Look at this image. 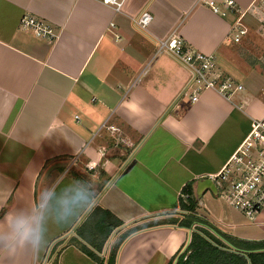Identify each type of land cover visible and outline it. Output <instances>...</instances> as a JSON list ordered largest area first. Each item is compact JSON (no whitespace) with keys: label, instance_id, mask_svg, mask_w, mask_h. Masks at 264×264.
<instances>
[{"label":"crops","instance_id":"1","mask_svg":"<svg viewBox=\"0 0 264 264\" xmlns=\"http://www.w3.org/2000/svg\"><path fill=\"white\" fill-rule=\"evenodd\" d=\"M235 2L246 9L239 42L237 16L203 0H125L119 11L98 0H0V264H102L116 244V264H204L190 257L197 226L220 239L212 245L242 256L248 250L233 241L264 242V211L250 223L262 232L251 229L241 212L219 214L209 196L206 203L211 191L194 213L206 223H164L181 216V190L198 199L199 180L264 118V0ZM144 9L154 18L140 29L134 20ZM27 13L57 37L21 28ZM173 31L214 55L244 90L180 97L188 69L157 54V39ZM96 208L121 223L90 226ZM17 218L35 227L37 242L19 236Z\"/></svg>","mask_w":264,"mask_h":264},{"label":"built area","instance_id":"2","mask_svg":"<svg viewBox=\"0 0 264 264\" xmlns=\"http://www.w3.org/2000/svg\"><path fill=\"white\" fill-rule=\"evenodd\" d=\"M113 6L119 11L125 0H98ZM215 13L225 16L228 12L237 16L233 37L239 42L246 30L240 28V19L246 9L235 0H203ZM153 14L144 9L134 20L140 29H147L153 21ZM21 28L31 31L36 37L53 41L57 37L54 26L44 19L32 14H24L20 21ZM165 52L173 55L189 71V80L180 93V97L198 100L202 91L217 89L231 98L235 93L244 90L242 83L227 76L216 64L214 55L200 52L187 45L178 32H171L166 38L157 39V54ZM78 156L71 160L78 162ZM90 164H88V167ZM216 187L215 196L239 212L252 222L259 223L258 218L264 211V118L253 119L251 129L231 158L215 174L208 176ZM196 196L183 188L180 192L182 204H189ZM197 199V198H196ZM201 204L202 201L198 199ZM205 221V220H204Z\"/></svg>","mask_w":264,"mask_h":264},{"label":"trees","instance_id":"3","mask_svg":"<svg viewBox=\"0 0 264 264\" xmlns=\"http://www.w3.org/2000/svg\"><path fill=\"white\" fill-rule=\"evenodd\" d=\"M187 191L193 193L191 189H187ZM198 207H200L199 200L196 199V197L192 198L189 204H182V209L184 211L182 212L181 216H169V218L166 219L164 223H171L180 227H191L194 223H206L200 217L194 214ZM92 215L93 221L90 220L88 224L97 222V219H99L98 224H104V226L106 223H111V220L114 226H117L121 223L120 220L113 216L111 212L101 208H96ZM90 226H92V224ZM144 226L145 225L138 226L132 229L130 232H134ZM196 229H198L200 232L196 230L193 233L192 242L190 244V246L193 248V251L190 254L191 259H197L201 257V261L206 260L204 264H209V261L217 264L216 260L222 262L221 264H264V242H250L245 240L233 241L235 245L248 250L246 256H242L238 252H227L220 249L219 247L214 246V244L212 245L210 242L211 239L214 240L217 245H221L220 239L213 236V234L211 235L210 232L204 229L202 226H197ZM119 246L120 244H116V247H114L109 253L105 263L102 262V264H116ZM207 246H211V249L207 248ZM82 249L92 257L96 259L99 258L98 253L94 250H91L86 245H82Z\"/></svg>","mask_w":264,"mask_h":264},{"label":"clouds","instance_id":"4","mask_svg":"<svg viewBox=\"0 0 264 264\" xmlns=\"http://www.w3.org/2000/svg\"><path fill=\"white\" fill-rule=\"evenodd\" d=\"M88 201L89 196L85 192H81L77 197V203H79L81 206L87 205ZM13 228L22 239L33 243L37 242V232L35 227L29 226L24 219L17 218L13 223Z\"/></svg>","mask_w":264,"mask_h":264},{"label":"rangeland","instance_id":"5","mask_svg":"<svg viewBox=\"0 0 264 264\" xmlns=\"http://www.w3.org/2000/svg\"><path fill=\"white\" fill-rule=\"evenodd\" d=\"M236 70V69H235ZM235 73L237 72V71H234ZM234 72H232V71H230V73H234ZM207 196H209V198H211L212 199V203L210 204V201H209V204H210V206H214V207H216V209L218 210V213L220 214V210H221V208L222 209H226V208H228L229 206H227L225 203H224V201L223 200H221V199H218L215 195H213L212 193H210V192H208L207 193V195L205 196L204 195V201L207 203ZM241 219L242 220H244L245 221V223H247V224H249V225H251L250 223H251V221L250 220H248V219H246V218H244V217H241ZM93 223H95V222H93ZM93 223H91V224H93ZM253 228H251V229H254V230H259L260 232H262L261 230L262 229H258L256 226H254V225H251Z\"/></svg>","mask_w":264,"mask_h":264},{"label":"water","instance_id":"6","mask_svg":"<svg viewBox=\"0 0 264 264\" xmlns=\"http://www.w3.org/2000/svg\"><path fill=\"white\" fill-rule=\"evenodd\" d=\"M205 191H211L212 193L216 194L217 190L215 184L213 180H211L210 178H204L199 180L196 188L198 199H200L203 196Z\"/></svg>","mask_w":264,"mask_h":264}]
</instances>
